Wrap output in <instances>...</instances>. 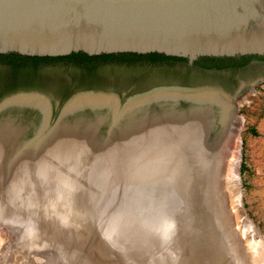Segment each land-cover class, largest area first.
Wrapping results in <instances>:
<instances>
[{"label": "rangeland", "instance_id": "obj_1", "mask_svg": "<svg viewBox=\"0 0 264 264\" xmlns=\"http://www.w3.org/2000/svg\"><path fill=\"white\" fill-rule=\"evenodd\" d=\"M44 66L50 83L0 85V101L37 92L56 112L77 91L122 97L186 84L232 95L237 81L264 76V67L215 74L180 64L109 63L101 66L110 80L88 85L73 78L77 65ZM127 69L133 75L120 78ZM236 104V129L213 145L194 130L152 127L137 143L111 150L92 149L86 137L67 142V132L57 130L25 147L0 128V264H264V80ZM12 114L19 124L22 113ZM32 117L28 129L16 126L23 136L40 131L41 119Z\"/></svg>", "mask_w": 264, "mask_h": 264}, {"label": "water", "instance_id": "obj_2", "mask_svg": "<svg viewBox=\"0 0 264 264\" xmlns=\"http://www.w3.org/2000/svg\"><path fill=\"white\" fill-rule=\"evenodd\" d=\"M117 55L172 57L199 67L264 59V0H0V56ZM246 90L230 95L207 85L167 84L122 97L85 90L71 94L56 112L45 95L21 92L2 99L0 109L21 97L46 102L45 128L22 135L25 147L73 126L92 149L111 150L137 143L167 112L190 113L204 95H221L236 118V100ZM78 102L82 106L71 112Z\"/></svg>", "mask_w": 264, "mask_h": 264}, {"label": "bare ground", "instance_id": "obj_3", "mask_svg": "<svg viewBox=\"0 0 264 264\" xmlns=\"http://www.w3.org/2000/svg\"><path fill=\"white\" fill-rule=\"evenodd\" d=\"M80 104H81L80 102L76 103L72 107L71 112H74L75 110L80 108V106H82ZM197 105L198 106H196L195 109H193L190 113H187V114H184V113L178 114V113H174L171 111L167 112L163 116L162 121L155 124L154 128L163 130L165 132L174 131V132H179V133H186L190 130H194L193 132H195L198 136H201L200 141L208 140L211 143H212L211 140H216L217 138L218 140L222 139L223 135L225 136L226 132L230 133L231 131H234V129H236L234 122L232 123L231 121V119L234 117L232 116V113L230 111V104L221 95H218V94L204 95L198 99ZM211 110H215V113L213 114ZM12 111H17V112L20 111L22 113V116L16 119L18 120L19 124H16L15 122L11 123L10 115L13 116ZM32 116H35L36 118L41 119V126H40L41 128H39V130L40 131L43 130L45 128L46 120H47V105L43 99L35 97V96L21 97V98L14 99L6 103V105H4L0 109V128H7L10 131L12 130L13 131L12 135L15 137L16 142H17L20 140L21 136L24 134L23 132L24 130L22 129L18 130L16 126L21 124L24 126L23 129L25 128L28 129L30 127L29 125H31L33 121H35V119ZM23 117H25V119H23ZM31 118L33 120H31ZM234 119L236 120V118ZM170 124H172L170 127H166V125H170ZM15 128H17V130H15ZM56 130L60 132L62 131L67 132V134L64 135L65 137L63 138L64 140H67V142L69 141V142L75 143L74 141H78L79 145L80 143L86 142L84 138L85 135L75 130V127L73 126L72 127L64 126V128L62 129L57 128ZM56 130H54L53 132H56ZM58 135L56 136L57 138L55 137L56 139H58ZM227 143H229V140L228 142H226V145L230 144V143L229 144ZM222 144L225 145V143H222ZM221 152L224 153V151H221Z\"/></svg>", "mask_w": 264, "mask_h": 264}, {"label": "trees", "instance_id": "obj_4", "mask_svg": "<svg viewBox=\"0 0 264 264\" xmlns=\"http://www.w3.org/2000/svg\"><path fill=\"white\" fill-rule=\"evenodd\" d=\"M168 60H180L172 57H159V56H128V55H117V56H103V57H78V58H29V57H16V56H0V61L7 62L13 66L15 72L30 71L25 70L26 66H36L37 64L48 62V63H59L65 62L69 65H77V69H73L72 74L75 80H79L82 83L88 85L102 84L110 80L109 69L105 66L101 67L100 64H157ZM183 61V60H182ZM133 75V71L124 70V72L118 73L120 78H127ZM31 83V82H30ZM23 85L29 83H22ZM34 84V83H32ZM73 93L68 94L62 103Z\"/></svg>", "mask_w": 264, "mask_h": 264}, {"label": "flooded vegetation", "instance_id": "obj_5", "mask_svg": "<svg viewBox=\"0 0 264 264\" xmlns=\"http://www.w3.org/2000/svg\"><path fill=\"white\" fill-rule=\"evenodd\" d=\"M60 63V62H59ZM65 63V62H64ZM53 64L48 62H43L37 64L36 66H26L23 72H15L13 66L7 62L0 61V85H17L22 83L29 84H37V85H46L51 82V77L47 74V70L44 65ZM128 64V63H121ZM145 64H150L146 62ZM180 64L184 65L185 68L191 70L196 69L200 72L206 73H215V74H229V73H241L246 71H252L257 68L264 67V59H255L251 61L244 62L242 64L236 66H228V67H199L186 63L185 61L180 60H168L157 63V65H175ZM104 65L103 63L99 66ZM103 67V66H101ZM264 80V76L253 78L249 81H237V88L244 87L245 89H249L251 86L258 85ZM31 82V83H30ZM61 82V81H60ZM178 85H186V84H178ZM155 86V85H154ZM150 88V87H149Z\"/></svg>", "mask_w": 264, "mask_h": 264}]
</instances>
